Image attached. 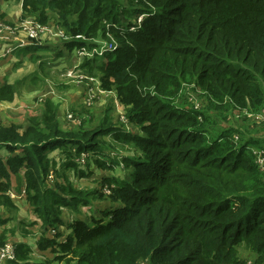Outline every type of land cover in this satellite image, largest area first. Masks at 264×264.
<instances>
[{
    "label": "trees",
    "instance_id": "trees-1",
    "mask_svg": "<svg viewBox=\"0 0 264 264\" xmlns=\"http://www.w3.org/2000/svg\"><path fill=\"white\" fill-rule=\"evenodd\" d=\"M14 1L19 20L45 25L53 16L70 38L68 50L97 37L115 40V50L79 68L99 77L101 89L114 90L127 123L139 132L116 126L109 115L92 128L65 129L50 97L26 126L0 121V151L6 152L0 207L10 214L0 215V250L13 237L6 263L31 261V244L13 241L19 234L58 262L264 264V170L253 151L264 152V138L246 125L218 127L234 108L255 114L264 108V0ZM190 89L205 95L204 107L185 96ZM14 96V85L0 83V103ZM106 137L139 153L106 154ZM56 150L58 158L50 157ZM82 153L100 169L122 164L129 178L106 175L100 190L77 188L65 172L86 175L78 170ZM21 174L14 190L24 188L32 222L16 220L18 206L8 194L11 175ZM103 197L118 205L99 219L77 216ZM64 210L76 216L65 236L59 231ZM9 220L16 226H6Z\"/></svg>",
    "mask_w": 264,
    "mask_h": 264
},
{
    "label": "rangeland",
    "instance_id": "rangeland-1",
    "mask_svg": "<svg viewBox=\"0 0 264 264\" xmlns=\"http://www.w3.org/2000/svg\"><path fill=\"white\" fill-rule=\"evenodd\" d=\"M20 9L21 6L14 0H0V13L5 15L3 20L12 25H17ZM138 18L139 16H137L135 22ZM55 20L52 16L49 25L57 33L59 29L63 30V28ZM126 23H128L127 20L124 24ZM87 41V44L82 46H90L93 44V41H105V39L97 37L95 39H88ZM38 42L41 45H38L40 48L36 50L34 55L27 54L28 56L26 55L19 60L15 59L16 56L9 59H0V83L1 81L3 83L10 80L15 88L13 101L0 103V119L3 122L21 124L22 127L26 126L30 116L39 114L44 100L50 97L58 105L60 121L62 127L65 129H77L80 128V124H84L86 128H92L97 126L105 115H109L116 126H122V128L129 132H139L138 128L132 124L123 123L121 117L125 113L124 106L118 100L114 90L105 91L101 89L99 77H90L80 71V64H82L85 58H81L80 54L73 49H66L64 47L66 40L61 39L59 36L49 37L41 35ZM46 45L49 47L47 51L43 48ZM189 92L185 96L189 97V100L191 98L190 102L194 103L197 108H202L206 105L207 98L204 97L205 95L192 89ZM191 93L192 95H190ZM228 114V119L218 122V127L233 125L244 129L243 126L246 125L248 128H245H247L250 134L261 139L264 138V108L256 114L250 113L245 109L239 110L234 108ZM105 140L107 144H110L104 150L106 154L134 156L139 153L136 147L119 141H112L109 137H106ZM258 150L253 149L255 155L262 153V151L257 153ZM57 151L49 153V156L58 158ZM87 159L83 163L78 162V170L84 171L86 175L81 176L80 172L76 170L65 172L66 179L79 189L100 190L102 178L106 175H115L123 179H128L130 176L131 170L124 168L122 164L111 170L100 169L93 165L91 161L87 165ZM21 176L22 174L17 178L16 175H11L12 188L15 189L22 182ZM13 199L18 206L16 220L23 219L28 222L37 220L25 196ZM91 202L87 206L80 207L81 210L80 214L77 215L78 217L85 220H88L90 217L99 219L102 217L101 211L110 210L118 205L117 203H110L105 197L100 200L92 199ZM31 214L33 219L30 218ZM0 215L6 218L10 214L0 207ZM74 217H76L75 214L64 210L63 218L66 223H69ZM16 220H9L5 225L9 227L16 226ZM32 230L37 234L39 232L38 225H34ZM59 230L63 234L68 232L66 226H61ZM12 238H10V242ZM27 240L32 246H35L34 239L27 238ZM52 254L48 250L41 253L35 249L30 262L31 264H73V262L58 263L53 261ZM243 256H249L251 259H254V254L247 251L243 252ZM138 264L149 263L147 261H139Z\"/></svg>",
    "mask_w": 264,
    "mask_h": 264
},
{
    "label": "built area",
    "instance_id": "built-area-1",
    "mask_svg": "<svg viewBox=\"0 0 264 264\" xmlns=\"http://www.w3.org/2000/svg\"><path fill=\"white\" fill-rule=\"evenodd\" d=\"M141 18L142 15H139L137 22H140ZM130 29L133 30V26H131ZM41 35L49 37L59 36L66 41L70 39L64 30L59 29L58 32L55 33L52 26L49 24H38L33 17H26L23 20H19L18 17L17 25H12L11 23L0 19V59L6 57L18 48L33 44L41 45L38 42ZM115 49L116 42L113 38L105 41H93V44L90 46H78L73 48V50L80 54L81 58L85 59L93 58L96 55L102 56L105 52L113 51ZM121 119L123 123H127L125 116L121 117ZM86 158V154L82 153L78 162L83 163ZM256 160L264 170V153H259ZM104 191L107 192L106 189H104ZM8 194L12 199L18 198L12 190H10ZM12 248L13 244L10 241L6 242L5 246L0 250V264L13 257Z\"/></svg>",
    "mask_w": 264,
    "mask_h": 264
},
{
    "label": "crops",
    "instance_id": "crops-1",
    "mask_svg": "<svg viewBox=\"0 0 264 264\" xmlns=\"http://www.w3.org/2000/svg\"><path fill=\"white\" fill-rule=\"evenodd\" d=\"M20 5V4H19ZM20 11H21V9H20ZM20 14V13H19ZM28 46H31V45H28ZM27 46H25V47H22V48H18V49H16V50H14L12 53H10L9 55H7L6 57H4V58H14L15 56V59H17V60H19V59H22L24 56H26L27 54L28 55H34L35 53H36V50H28V51H24V50H22V49H24V48H26ZM42 48V47H41ZM44 48V50H48L49 49V47H48V45H46L45 47H43ZM38 50H39V48H38ZM27 55V56H28ZM1 59H3V58H1ZM41 60V59H40ZM1 83H2V81H1ZM7 83H9V84H12V82L10 81V80H8L7 81ZM1 103H5V102H1ZM0 121H2L1 119H0ZM3 122V121H2ZM5 123V122H4ZM57 151V150H56ZM55 152V151H54ZM0 155H2V156H5L6 155V152H5V150H1L0 151ZM57 155H58V151H57ZM59 156V155H58ZM11 190L18 196V199L19 198H21L22 196H24V188L21 190V192H19V193H17L15 190H14V188H12L11 187ZM16 203V202H15ZM30 218L31 219H33V216H32V214H31V216H30ZM66 223V222H65ZM66 229H67V231L68 232H66L65 234H63L62 232H61V230H59L61 233H62V235H67L69 232H70V230L68 229V227H67V223H66ZM1 227H3L2 225H0V229H1ZM39 227V226H38ZM32 229V228H31ZM17 236H15L14 237V239H13V241H25V242H27V243H29L30 244V242H28V240H27V237H22V236H20L19 234H16ZM29 238V237H28ZM30 239V238H29ZM32 246V245H31ZM33 247V249H34V246H32ZM36 249V248H35ZM34 249V250H35ZM37 250V249H36ZM47 251V250H46ZM46 251H40L41 253H43V252H46ZM49 251V250H48ZM52 256H53V258H54V255L52 254ZM53 261H55L54 259H53ZM139 261H147V260H139ZM138 261V262H139ZM56 262H58V261H56ZM62 262H64V261H62ZM62 262H58V263H62ZM70 262H73V264H76V262L75 261H70ZM148 262V261H147ZM1 264H7L6 263V261L5 262H2ZM29 264H31V262L29 263ZM138 264V263H137Z\"/></svg>",
    "mask_w": 264,
    "mask_h": 264
}]
</instances>
